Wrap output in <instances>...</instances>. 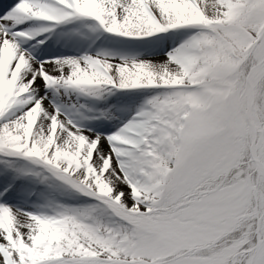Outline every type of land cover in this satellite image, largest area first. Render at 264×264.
Instances as JSON below:
<instances>
[{"label":"snow or ice","instance_id":"snow-or-ice-1","mask_svg":"<svg viewBox=\"0 0 264 264\" xmlns=\"http://www.w3.org/2000/svg\"><path fill=\"white\" fill-rule=\"evenodd\" d=\"M0 264H264V0H0Z\"/></svg>","mask_w":264,"mask_h":264}]
</instances>
